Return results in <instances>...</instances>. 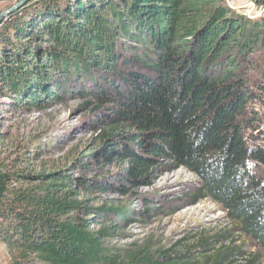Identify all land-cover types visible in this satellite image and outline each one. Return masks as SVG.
Wrapping results in <instances>:
<instances>
[{
    "label": "trees",
    "instance_id": "16d2710c",
    "mask_svg": "<svg viewBox=\"0 0 264 264\" xmlns=\"http://www.w3.org/2000/svg\"><path fill=\"white\" fill-rule=\"evenodd\" d=\"M63 94L88 99L106 119L103 147L88 157H118L123 183L137 187L164 162L185 169L264 252V134L253 136L264 104V16L247 18L223 0H29L0 24V105L41 110ZM124 187L0 164L10 264H193V254L108 243L133 210L79 197L125 196Z\"/></svg>",
    "mask_w": 264,
    "mask_h": 264
},
{
    "label": "rangeland",
    "instance_id": "374dc122",
    "mask_svg": "<svg viewBox=\"0 0 264 264\" xmlns=\"http://www.w3.org/2000/svg\"><path fill=\"white\" fill-rule=\"evenodd\" d=\"M223 2L247 18L264 16V6L254 1ZM14 4L13 0H0V14ZM2 101L0 96V104ZM50 103L41 110L23 111L0 105L3 168L14 167L30 175L64 169L74 179L106 180L116 188L125 186V196L113 192L79 197L90 207L113 205L133 210V219L121 225L116 232L119 236L108 241L110 245L142 250V254L153 256L193 254V264H264V252L259 244L244 235L239 224L219 204L204 198L196 176L182 168L172 170L164 162L151 171L144 186L126 185L120 177L126 169L121 159L87 156L103 147L102 140L109 130L95 105L88 99L68 94ZM256 107L262 118L260 133L253 136L260 139L264 134V104L257 103ZM79 157L84 158L79 160ZM146 203L153 204L158 212L146 213L151 207ZM0 264H10V251L3 244H0Z\"/></svg>",
    "mask_w": 264,
    "mask_h": 264
},
{
    "label": "water",
    "instance_id": "95a60500",
    "mask_svg": "<svg viewBox=\"0 0 264 264\" xmlns=\"http://www.w3.org/2000/svg\"><path fill=\"white\" fill-rule=\"evenodd\" d=\"M13 2L15 4L10 9L0 14V24L8 15L23 7L29 0H13Z\"/></svg>",
    "mask_w": 264,
    "mask_h": 264
}]
</instances>
